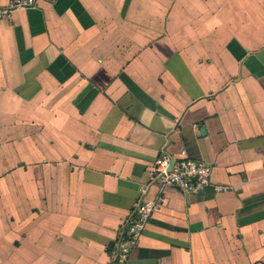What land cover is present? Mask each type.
<instances>
[{"label": "crops", "instance_id": "1", "mask_svg": "<svg viewBox=\"0 0 264 264\" xmlns=\"http://www.w3.org/2000/svg\"><path fill=\"white\" fill-rule=\"evenodd\" d=\"M34 1L0 19V264H113L143 186L126 264H264V0ZM183 152L198 196L149 176Z\"/></svg>", "mask_w": 264, "mask_h": 264}, {"label": "built area", "instance_id": "2", "mask_svg": "<svg viewBox=\"0 0 264 264\" xmlns=\"http://www.w3.org/2000/svg\"><path fill=\"white\" fill-rule=\"evenodd\" d=\"M34 0H13L8 8L0 9V19L11 17L18 9L31 8ZM173 167L171 168V166ZM211 167L206 163L192 160L182 153L180 159L164 157L158 159L150 171V178L155 179L162 188L173 187L189 196H198L205 189L212 186ZM217 192L225 191L223 187H216ZM147 188L141 187L140 198L135 203L130 219L121 233L120 239L112 246L113 264H126L134 249L146 231L147 225L156 209L163 201L158 197L156 201L146 200Z\"/></svg>", "mask_w": 264, "mask_h": 264}, {"label": "water", "instance_id": "3", "mask_svg": "<svg viewBox=\"0 0 264 264\" xmlns=\"http://www.w3.org/2000/svg\"><path fill=\"white\" fill-rule=\"evenodd\" d=\"M174 164H172L171 168L173 167Z\"/></svg>", "mask_w": 264, "mask_h": 264}]
</instances>
